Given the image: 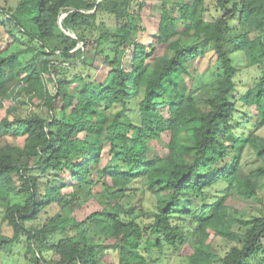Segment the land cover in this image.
<instances>
[{
	"label": "trees",
	"instance_id": "obj_1",
	"mask_svg": "<svg viewBox=\"0 0 264 264\" xmlns=\"http://www.w3.org/2000/svg\"><path fill=\"white\" fill-rule=\"evenodd\" d=\"M205 1L182 0L173 14L161 0L156 45L133 41L128 68L118 53L139 28L144 0L0 7V31L24 45L0 51V109L21 93L44 109L9 118L8 107L0 118L1 222L11 228L0 234V254L22 243L28 264H155L165 247L188 244V264H264V195L255 181L264 173V0ZM86 45L108 66L104 83L62 75V61L71 64ZM235 53L258 69L242 91ZM205 55L214 78L188 86V64ZM129 87L138 93L133 116ZM251 108L252 128L237 133L236 116L253 118ZM164 132L166 153L150 156L149 142ZM15 137L20 146L9 142ZM245 156L257 162L248 172ZM139 190L153 195L148 205H136ZM81 191L100 209L78 220ZM246 200L258 213L240 212ZM51 204L58 210L36 222ZM210 232L232 244L220 254Z\"/></svg>",
	"mask_w": 264,
	"mask_h": 264
},
{
	"label": "rangeland",
	"instance_id": "obj_2",
	"mask_svg": "<svg viewBox=\"0 0 264 264\" xmlns=\"http://www.w3.org/2000/svg\"><path fill=\"white\" fill-rule=\"evenodd\" d=\"M170 11L175 14L177 12V4L182 0H169ZM188 1V0H184ZM215 0H206L205 5L209 8L212 7ZM8 0H0V7L7 6ZM160 4L161 0H144L143 6L139 11L138 25L139 28L135 31L128 42L129 44L123 47V50L118 53L119 57L122 59L123 66L128 68L131 62L132 51L131 47L133 45V41L144 43L145 45H156V34L158 28L159 21V12H160ZM17 32H14L16 35ZM189 39L187 42H190ZM24 45H20L16 42H13L8 35L3 30L0 31V51L3 53L9 54L11 52L17 51L19 48H23ZM82 54L77 56L71 64H68L62 61V67H66L62 69V75L66 76L68 79H71L75 75H82L84 80L91 81L94 85L104 83V76L108 71V66L102 62V58L94 55V47L92 45L83 46ZM234 59V63L239 68V72L236 76V90L242 91L243 88L250 86L254 83L255 78L258 75V69L255 66H248L246 61L240 53L232 54ZM69 62V61H68ZM188 73L190 75H184L183 79L188 86L196 85L199 82H207L214 78L215 76V64L211 63L208 60V55H205L201 59H197L192 63L188 64ZM48 87L51 91H54L53 84L48 82ZM69 88H73L69 86ZM68 88V89H69ZM69 89V90H70ZM129 91L132 94L130 98H128V103L126 105V113L129 116H133L137 113V101H138V93L133 87H129ZM73 92V91H72ZM70 90V93H72ZM4 107L0 109V118L5 116L6 109L8 107H13L15 110L8 116L9 118L14 115H25L34 112H44V109H41L39 105V99L32 98L29 100L26 94L21 93L15 100L6 99L3 102ZM54 108H59L61 106V99L57 98L54 101ZM251 113L253 118L243 117L242 115H237L236 120L238 122L242 121V124L235 126V131L237 133H241L242 131L248 132L252 126L254 119L257 116V112L255 108H251ZM257 134L264 138V126H262ZM22 137H15L9 139V142L21 145ZM168 142V134L166 132L162 133L159 140H151L149 142V155L160 154L164 155L166 153L165 144ZM4 142H1L2 145ZM108 143L104 144L102 150V157L100 165L102 166L109 159L110 153L108 151ZM246 162L245 164V172H248L251 168H253L257 162L253 160L252 157L245 156L243 160ZM255 181L260 185V196L259 198H263L264 195V173L262 175L257 176ZM70 188H64L63 191H68ZM81 204L72 212V215L78 219H84L91 213L97 209H100V205L98 201L91 195L86 194L85 192H80ZM136 205L139 206L142 202L148 205L151 200H153V195H151L148 191L139 190L135 195ZM247 204L245 207L241 209V213L244 215L248 214H256L259 210V204L252 200H246ZM192 203L194 206L199 204L197 199H192ZM58 210V206L56 204H51L45 210L40 218L36 221L38 223L42 222L46 217L54 214ZM2 209L0 208V234L10 235L11 228L1 222ZM90 233H96L95 230H90ZM212 242V244L219 250V253L222 254L227 248L232 244L229 241H226L224 238L220 236H215L212 232H210V236L208 238ZM191 252V248L188 244L182 245L178 251H170L166 249L163 254V258L161 261L155 264H188L187 255ZM152 254L158 255L155 251ZM28 257L30 254L26 252L25 247L22 243L14 245L8 253L0 254V264H28ZM104 260L109 259L108 256L103 258Z\"/></svg>",
	"mask_w": 264,
	"mask_h": 264
}]
</instances>
